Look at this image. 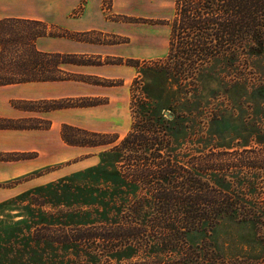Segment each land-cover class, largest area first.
Masks as SVG:
<instances>
[{
	"label": "rangeland",
	"instance_id": "obj_1",
	"mask_svg": "<svg viewBox=\"0 0 264 264\" xmlns=\"http://www.w3.org/2000/svg\"><path fill=\"white\" fill-rule=\"evenodd\" d=\"M173 7V0H106L104 9L114 22L113 32L86 38L97 45L102 55H93L100 58L94 62L101 65L63 66L67 72L103 81V86L67 81L83 85L79 93L84 95L62 99H85L78 105L106 104L64 109L58 122L114 135L119 143L131 130L133 112L142 114L141 100L163 111L166 120L177 117L179 131L172 135V154L167 155L184 169L199 165L218 170L233 206L246 215L239 221L226 220L217 229L212 239L216 248L230 259H254L261 254L258 236L264 235V53L243 54L232 63L216 61L191 83L168 76L159 62L167 55L170 27L161 21L171 19ZM45 39L59 38L38 42V49L48 52ZM117 59L122 64H116ZM128 61H138L141 68L128 66ZM38 114L13 120L49 121L47 113ZM113 146L79 148L64 143L59 163L22 176L15 174L23 168L0 171V264H51L63 257L57 247L34 241V232L42 227L78 228L119 217L134 200L136 190L118 173L122 155L113 153ZM204 175L200 173L206 180ZM130 254L116 255L113 262ZM134 254L133 262L146 255ZM113 262L101 257L102 264Z\"/></svg>",
	"mask_w": 264,
	"mask_h": 264
},
{
	"label": "trees",
	"instance_id": "obj_2",
	"mask_svg": "<svg viewBox=\"0 0 264 264\" xmlns=\"http://www.w3.org/2000/svg\"><path fill=\"white\" fill-rule=\"evenodd\" d=\"M173 5L171 19L161 21L170 27L167 55L159 62L168 76L191 83L204 67L216 61L226 59L232 63L243 54L264 53V0H173ZM50 30L59 33H48ZM47 37L79 39L44 21L16 18L0 21V87L67 81L103 86V81L63 68L100 66L94 62L100 58L40 51L38 42ZM122 62L117 59L116 64ZM127 65L141 68L138 61H128ZM138 82L136 79L135 83ZM84 100H20L11 104L18 110L36 113L106 104L104 101L78 105ZM138 103L142 114L137 116L133 112L131 130L119 143L114 135L62 126L61 137L69 147L114 145L112 152L122 155L118 173L135 188L136 196L113 221L78 228L37 229L34 241L49 243L64 255L51 264H102L101 257L113 262L116 255L127 251L132 254L113 263L264 264V235L258 236L261 254L254 259H230L216 248L212 239L217 229L226 220L239 221L246 215L233 206V197L225 189L218 170L199 165L184 169L181 162L167 155L172 154V135L179 131L177 117L166 120L163 111H157L148 100ZM23 105L37 107L26 109ZM41 122L0 118V130L51 129L50 121ZM10 156L18 159H9ZM30 158L28 154H1L0 162ZM200 173L205 174L206 180ZM141 252L146 253L145 257L133 262L134 253Z\"/></svg>",
	"mask_w": 264,
	"mask_h": 264
},
{
	"label": "crops",
	"instance_id": "obj_3",
	"mask_svg": "<svg viewBox=\"0 0 264 264\" xmlns=\"http://www.w3.org/2000/svg\"><path fill=\"white\" fill-rule=\"evenodd\" d=\"M106 0H0V21L4 19H27L47 22L60 29L78 36V40L67 38L48 40V52L66 55H102L97 45L90 41L91 35L109 34L112 22L106 14ZM43 40V39H42ZM83 85L71 82L43 83L41 85H17L0 87V118L22 119L37 116L15 109L14 100L40 101L62 100L69 97L83 96ZM78 91V92H77ZM65 110L47 113L52 126L50 130H0V154H35L33 158L0 162V171L18 170L15 175L22 176L35 169L61 162V129L64 124L58 119ZM52 116V117H51ZM55 126H58L53 132ZM52 132V133H51ZM65 153V152H64ZM53 154V155H52ZM53 157L54 161H51Z\"/></svg>",
	"mask_w": 264,
	"mask_h": 264
}]
</instances>
